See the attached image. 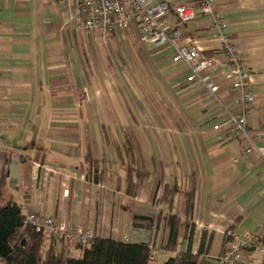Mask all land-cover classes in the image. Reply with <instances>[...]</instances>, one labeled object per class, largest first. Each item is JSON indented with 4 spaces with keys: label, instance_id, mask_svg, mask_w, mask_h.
I'll use <instances>...</instances> for the list:
<instances>
[{
    "label": "crops",
    "instance_id": "obj_1",
    "mask_svg": "<svg viewBox=\"0 0 264 264\" xmlns=\"http://www.w3.org/2000/svg\"><path fill=\"white\" fill-rule=\"evenodd\" d=\"M212 10L251 72L248 119L260 138L246 157L228 133L239 93L208 16L181 24L169 14L179 37L147 46L133 25L86 33L74 0H0V206L16 203L103 239L154 241L167 259L163 218L144 226L165 215L161 188L176 185L172 212L195 223L193 253L202 231L213 234L205 258L221 253L228 228L257 233L264 246V0H213ZM191 45L214 62L215 94L173 59ZM243 255L264 264L255 247Z\"/></svg>",
    "mask_w": 264,
    "mask_h": 264
},
{
    "label": "built area",
    "instance_id": "obj_2",
    "mask_svg": "<svg viewBox=\"0 0 264 264\" xmlns=\"http://www.w3.org/2000/svg\"><path fill=\"white\" fill-rule=\"evenodd\" d=\"M74 2L75 17L81 22L86 33L107 35L133 25L137 28L139 42L147 46L172 43L173 39L179 37V30L171 28L166 20L169 14L181 24L192 21L197 14L208 16L215 35L222 39L221 52L226 60L224 74L229 80V88L239 93L237 100L239 112L229 116L228 133L238 140L242 156L246 157L252 153L260 134L249 126V109L254 99L249 83L251 72L231 38L225 33L224 18L213 12V0H198L197 5L179 4L173 7L167 2L154 0H74ZM173 59L187 65L190 72L188 81L198 80L212 94L218 91L210 76L215 67L214 62L198 48L192 45L177 47ZM23 223L36 232L50 235L54 242L63 239L79 246H88L96 237L93 229H80L62 219L32 212L26 213ZM223 242L221 253L207 259L205 264H246L243 253L252 247L257 248L261 254L264 253V246L260 243L257 233L238 234L232 228H228L223 233ZM148 247V261L151 262L157 256L158 248L154 241L148 242Z\"/></svg>",
    "mask_w": 264,
    "mask_h": 264
},
{
    "label": "trees",
    "instance_id": "obj_3",
    "mask_svg": "<svg viewBox=\"0 0 264 264\" xmlns=\"http://www.w3.org/2000/svg\"><path fill=\"white\" fill-rule=\"evenodd\" d=\"M178 192L176 185L161 188L157 204L161 211L157 221L148 218L144 227L152 230L161 217L168 228L163 249L173 252L163 264H205V256L212 244V232L202 231L196 252L191 251L195 223L180 220L172 212L173 199ZM25 214L16 203L0 206V260L3 264H150L148 243L129 244L112 239L95 237L88 246L73 244L80 255H69L71 242L58 239L53 244L52 237L44 232H36L23 223ZM138 220V218H136ZM180 239L186 241V249L178 251Z\"/></svg>",
    "mask_w": 264,
    "mask_h": 264
},
{
    "label": "rangeland",
    "instance_id": "obj_4",
    "mask_svg": "<svg viewBox=\"0 0 264 264\" xmlns=\"http://www.w3.org/2000/svg\"><path fill=\"white\" fill-rule=\"evenodd\" d=\"M70 247L73 248V243L70 244ZM70 256L77 257L80 255L79 250H72L69 253ZM164 254L162 252L157 253V256L153 261L150 262V264H163L166 260V257L164 258ZM0 264H3L2 261L0 260Z\"/></svg>",
    "mask_w": 264,
    "mask_h": 264
}]
</instances>
